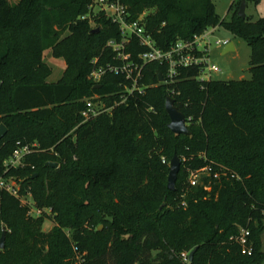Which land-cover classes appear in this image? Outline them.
<instances>
[{
	"label": "trees",
	"instance_id": "obj_1",
	"mask_svg": "<svg viewBox=\"0 0 264 264\" xmlns=\"http://www.w3.org/2000/svg\"><path fill=\"white\" fill-rule=\"evenodd\" d=\"M107 2L124 7L126 20L139 21L164 49L183 41L200 56L196 37L224 27L251 47L252 77L201 79L203 66L194 64L168 81V65L150 61L138 81L143 91L122 103L132 83L124 74L91 78L94 69L121 63L107 41L123 38L112 16L94 11V0H0V123L8 129L0 176L23 177L20 193L30 189L42 211L33 215L0 190V264H264V17H240L241 0L229 19L214 0ZM47 47L65 60L56 82L47 80ZM147 49L136 35L124 47L138 63ZM94 95L111 110L84 121L85 99ZM168 96L190 135L169 129ZM25 145L33 150L23 165L5 169ZM175 153L185 167L208 173L181 205L187 174L170 190L162 159ZM47 219L55 223L49 230ZM243 230L250 254L239 240ZM195 247L185 262L183 252Z\"/></svg>",
	"mask_w": 264,
	"mask_h": 264
},
{
	"label": "built area",
	"instance_id": "obj_2",
	"mask_svg": "<svg viewBox=\"0 0 264 264\" xmlns=\"http://www.w3.org/2000/svg\"><path fill=\"white\" fill-rule=\"evenodd\" d=\"M100 3L107 4L109 7H102V9L110 16L113 17V21L119 23L121 27V32L123 35L122 40L118 41L117 39L111 38L107 41V46L116 52L115 58L121 61L120 64L112 65L108 64L106 66H100L94 69L91 73V78L94 82L100 83L103 76L108 73L124 74L128 79L131 80V85L125 86V94L122 95L121 102L127 100L126 94H131L135 91L142 92L143 87L138 85L139 79L142 77L143 67L146 62L158 61L160 63H166L168 65L166 77L168 81H172L177 73V68L181 66H189L194 64H200L203 66L201 79H212L213 72H220L216 65L209 62V48L207 46H200V42L207 38L208 34L217 28L209 29L205 34L200 37H196L198 43L197 47L200 51H203V54L198 56L195 53L189 52L188 47L190 44L178 41L173 44L168 49H164L158 46L155 40L152 38L144 26L140 24L139 21L128 22L125 18V8L117 5L110 4L107 0H99ZM128 27L126 31L125 28ZM136 35L142 44L147 45L148 49L139 55V58L142 60V63L135 62L131 59V55L126 53L124 50L125 44L131 40V37ZM218 45H228L229 40H218L216 42ZM126 96V97H125ZM86 106L82 111V116L84 121H88L91 118L97 117L103 113L109 112L111 107L106 106L103 98L98 95L88 97L85 99ZM188 122V121H187ZM33 149L28 146H22L16 148L13 151L11 157L4 162L5 169H10L12 167H19L23 165L24 157L27 153L31 152ZM200 171H207V168L197 169L192 172L191 184L196 185L199 181L198 173ZM16 177L6 178L3 175L0 176V190H6L10 194L21 198L20 188H17L16 185L12 182L17 180ZM37 214H41V210L36 208ZM32 213V211H31ZM249 235L248 230H243L239 240L243 244L244 253H251V249L247 248V236ZM182 255L185 256L183 253ZM187 258V257H186Z\"/></svg>",
	"mask_w": 264,
	"mask_h": 264
},
{
	"label": "rangeland",
	"instance_id": "obj_3",
	"mask_svg": "<svg viewBox=\"0 0 264 264\" xmlns=\"http://www.w3.org/2000/svg\"><path fill=\"white\" fill-rule=\"evenodd\" d=\"M15 1V0H11ZM234 0H214L216 5V10L221 18L229 19L230 15L228 14V10ZM94 11L97 12L102 9V7H109L107 4L100 3L99 0H94V5L92 6ZM246 13L248 16L252 18V20H257L259 18L264 17V0H247V9ZM95 26V24H92ZM128 30V27L125 28ZM67 33V32H66ZM218 40L224 41L229 40V42L235 44L234 50H228L224 52L226 46L218 45L216 42ZM209 48V62L211 64L216 65L220 72H213L212 79L217 80H240V79H251L252 73L250 71V61H251V47L245 42L243 39L238 38L237 36L233 35L229 30L225 29L224 27H219L218 29L210 32L207 38H204L203 41L200 42V46H207ZM44 60L47 66L50 69V75L47 78L49 82H56L60 80L63 76L66 64L65 60L62 57H55L52 54V49L47 47L44 51ZM173 157V156H172ZM172 157L163 156L162 159L168 164L170 168ZM181 159V169L179 173H182L184 170L187 175L184 174V179L182 182V192L178 196V203L181 205L183 204V198L191 189V186H195L191 184L192 172L195 170L190 169L189 167H185V158L180 157ZM207 171H200L198 173V183H202L203 177L207 175ZM169 175V172H168ZM167 175V179H168ZM23 177L18 178L15 181H12L17 188H23ZM198 183L196 185H198ZM32 192L30 189H26L25 193H21V200L23 203H28L31 207V211L33 215L37 214L36 206L34 202L31 200ZM47 208H44L45 210ZM49 211V210H48ZM54 221L52 219H47L44 224V229L49 230L53 227ZM101 230L103 229L104 225L100 224L96 226ZM2 228L1 236L3 233ZM0 236V238H1ZM6 242V236H5ZM262 243H263V250H264V231L262 233ZM5 246V244H4ZM197 248V247H195ZM190 249L189 251L183 252L185 254L182 255L183 260L186 262L188 258H190L191 252L195 249ZM197 250V249H196ZM188 257V258H186Z\"/></svg>",
	"mask_w": 264,
	"mask_h": 264
},
{
	"label": "water",
	"instance_id": "obj_4",
	"mask_svg": "<svg viewBox=\"0 0 264 264\" xmlns=\"http://www.w3.org/2000/svg\"><path fill=\"white\" fill-rule=\"evenodd\" d=\"M246 9H247V0H241L240 10L238 12L240 17L245 18L247 16ZM95 30H98V28ZM234 49H235L234 44L231 42L228 45H226L224 52L228 50H234ZM159 75H160L159 80L163 81L164 78L162 77L161 74ZM100 86L101 85H98L97 87H100ZM165 109H166L167 114L170 117V122L168 123L169 129L175 134L190 135L191 130L188 127L187 118L185 117L184 113L175 104V99L173 97L168 96L166 98ZM7 132H8V129L6 125L3 123H0V140H2L5 137ZM47 164L52 167H58L57 162H48ZM180 169H181V159L179 155L175 153L171 160V164L169 168V175H168V182H167L168 188L172 191L176 190V182H177ZM5 236H6V229L3 230L2 236L0 238V249L4 248ZM196 249L197 248H195L191 252L190 260L193 259Z\"/></svg>",
	"mask_w": 264,
	"mask_h": 264
},
{
	"label": "crops",
	"instance_id": "obj_5",
	"mask_svg": "<svg viewBox=\"0 0 264 264\" xmlns=\"http://www.w3.org/2000/svg\"><path fill=\"white\" fill-rule=\"evenodd\" d=\"M234 44V43H233ZM234 47H235V44H234Z\"/></svg>",
	"mask_w": 264,
	"mask_h": 264
}]
</instances>
